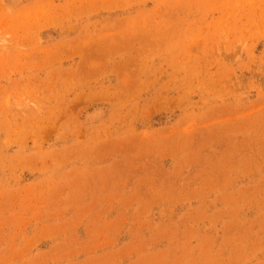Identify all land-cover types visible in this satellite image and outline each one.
Listing matches in <instances>:
<instances>
[{
  "label": "rangeland",
  "instance_id": "1",
  "mask_svg": "<svg viewBox=\"0 0 264 264\" xmlns=\"http://www.w3.org/2000/svg\"><path fill=\"white\" fill-rule=\"evenodd\" d=\"M0 264H264V0H0Z\"/></svg>",
  "mask_w": 264,
  "mask_h": 264
}]
</instances>
